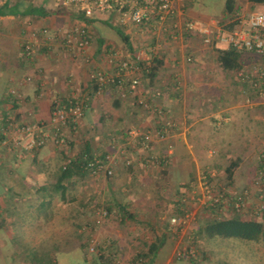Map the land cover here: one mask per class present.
I'll list each match as a JSON object with an SVG mask.
<instances>
[{
    "label": "crops",
    "instance_id": "0c3cea01",
    "mask_svg": "<svg viewBox=\"0 0 264 264\" xmlns=\"http://www.w3.org/2000/svg\"><path fill=\"white\" fill-rule=\"evenodd\" d=\"M7 1L15 2L0 0V6ZM27 5L22 3L21 11ZM35 5L43 8V16H0V120L10 113L20 122L48 121L54 95L68 90L63 78L60 81L62 74L73 73L75 81L91 94V100L67 155L77 154L84 140L101 155L113 154L116 163L110 178L94 176L86 169L82 175L61 182L65 157L53 143L33 151L12 144L0 147V264H45L49 259L52 264H101L97 257H89L87 249L90 213L96 207L111 210L103 224L105 235L111 238L102 239V244L109 243L108 253L114 250L123 264H140L142 260L135 258L147 245L139 240L154 234L167 237L157 257L145 261L149 264H227L199 261L194 258L198 251L193 258L188 257L185 253L189 248L183 240L191 232H198L200 219H209L206 213L210 212L200 207L203 176L225 187V169L232 165L230 190L238 193L253 183L264 155V97L238 81L234 69L221 66L218 57L223 46L218 40L207 46L200 36L190 33L170 39L165 32L151 36L146 29L140 34L133 27L122 29L107 18L95 19L90 48L93 68L111 71L103 61V51L110 44L127 46L124 36L135 49L155 45L157 59L162 60L141 92L162 89L163 96L157 103L172 115L177 127L168 139L155 138L149 152L143 151L135 147L137 142L129 130L148 127L153 116L136 106V99L122 101L110 87L101 97L95 96L88 69L66 59L58 48L45 50L41 39L33 61L22 58V44L31 27L47 26L53 33L65 30L77 18L71 8L60 9L57 0H37ZM195 6L188 8L190 17L202 22L214 18ZM54 45L57 47V43ZM188 56L191 62L186 61ZM244 58L252 57L243 53L240 66ZM39 68L44 70L48 87L42 99H38L42 81ZM29 75L33 79L26 81ZM14 87L27 98L25 105L13 103L10 90ZM116 103L123 117L113 122L101 120L104 107ZM107 124L119 130L114 133L116 148L102 128ZM121 147H125L124 153L118 151ZM150 155L162 159L161 163L149 166L144 156ZM63 184L65 193L60 188ZM229 207L219 213L212 211L227 217L232 214ZM191 208L196 212L191 221L180 223ZM174 217L178 222L172 223ZM193 221L199 224L190 229Z\"/></svg>",
    "mask_w": 264,
    "mask_h": 264
},
{
    "label": "built area",
    "instance_id": "2783aa9c",
    "mask_svg": "<svg viewBox=\"0 0 264 264\" xmlns=\"http://www.w3.org/2000/svg\"><path fill=\"white\" fill-rule=\"evenodd\" d=\"M57 3L59 7L71 8L75 11L76 20L65 30L57 29L53 33L50 32L49 27L43 28L42 31L31 27L24 46L27 61H33L35 47L39 39H43L44 45L49 46L50 50L54 51L58 48L72 59L80 57L86 61L88 82L94 89L95 96L101 97L108 86H112L117 92L118 99L122 101L136 99V106L153 116L152 123L148 127H132L129 130V135L137 142L135 147L143 151L149 152L155 138L160 141L168 139L177 127L172 115L157 103V100L163 96L162 89H150L147 94L141 92V88L145 84L147 87L149 83L153 60L157 57V47L154 45L134 48L135 51L132 52L127 46L115 47L110 44V48L106 46L107 50L103 51V61L110 66L111 71L107 70L108 68H93L90 62L92 31L91 26L85 21L87 19L92 20L100 15L108 16L112 22L124 29L133 27L140 34L147 29L151 36H160L161 32H165L170 39H176L179 34L190 33L200 36L207 46L218 40L224 49L244 52L256 59L252 63H243L234 69V74L238 81L254 89L259 97H264V11H249L247 5L245 8L237 4L233 12L226 13L221 18L202 22L188 15L187 0H57ZM233 23L235 26L232 30L225 28ZM56 43L57 47L54 45ZM186 61L191 62L192 57L188 56ZM38 71L42 80L39 83L38 99H42L47 94L48 87L44 80V70ZM32 79V75L26 77V81ZM64 82L68 90L54 95L48 121L20 122L10 113L3 121L0 120V147L12 144V147L33 151L51 142L60 150L69 149L71 141L82 125L91 94L85 92L75 81L73 73H69ZM10 95L13 103L18 106L27 103L25 96L17 87L11 89ZM110 143L113 148L118 145V139L114 134L110 137ZM118 151L124 153L126 150L125 147H121ZM144 159H149V166L160 164L162 160L151 155L149 158L144 156ZM70 160L68 159L67 163ZM115 163L114 155L108 153L105 160L96 157L89 162L87 169H91V174L94 176H112ZM130 163L128 161V164ZM258 172L259 178L255 186L261 191L264 190V155ZM244 195L248 196L249 192L245 190ZM202 197L200 207H212L215 211L227 210L228 206L230 209L232 203L237 210L246 205L239 195L230 200L207 176H203L202 179ZM194 209L191 208L184 218L182 217L180 223L190 220L196 213ZM256 209L263 216L264 202L257 204ZM90 216L92 221L89 225L92 224L96 230L102 227L108 217V211L103 207H96ZM171 221L176 223L178 219L174 217ZM91 236L87 247L89 257L98 258L100 255H106L108 260H101V264H121V260L114 253H108L105 249L101 251V246L104 244L96 236ZM105 247L108 245L103 248ZM188 252L194 253V251Z\"/></svg>",
    "mask_w": 264,
    "mask_h": 264
},
{
    "label": "trees",
    "instance_id": "16d2710c",
    "mask_svg": "<svg viewBox=\"0 0 264 264\" xmlns=\"http://www.w3.org/2000/svg\"><path fill=\"white\" fill-rule=\"evenodd\" d=\"M36 1L37 0H15L14 3H10L9 1H7L3 5L0 6V16L10 15V14H13L16 16H22V17L32 16V15L43 16L45 14V12L41 6L38 7L35 5ZM248 2L250 3L251 7L254 8L255 6L263 5L264 0H248ZM22 3L28 4L27 7L25 8V10H23V11H21ZM236 5H237L236 0H223V8L220 11L214 12L215 9H211L210 11H207V12L203 11V12L206 13V15H209L210 17L215 18V15L218 12L222 13L223 15H225L226 13L233 12ZM195 7L199 8L197 4ZM59 8L62 9V7H59ZM95 19H99V18H94L92 20L87 19L85 21L91 26L96 22ZM234 26H235L234 23L230 24L229 26H227V29L232 30ZM43 28H47V26L42 27L41 29H39V31H42ZM39 37H41V34H39ZM25 41H26V39L24 40V42L22 44V55L21 56L26 61L27 59H26V55L24 53L25 52L24 51ZM42 41H44V40L42 39ZM124 44L127 45V47L132 52L135 51V49H134L133 45L131 44V41H130L128 36H124ZM43 46L45 47V50L50 51L49 46H47L46 44ZM35 49H36V47H35ZM243 53L244 52H240V51H237L234 49L220 48L219 49V57H218L219 62L221 64V66H223L226 69H231V70L236 69L237 67L240 66L241 56ZM34 54H35V50H34ZM153 63H154V65L151 69V73H150L148 79L152 78L154 76L155 72L160 68V66L162 65V60L157 59V57H155L153 60ZM39 69H42V68H39ZM67 75L68 74H66V76H64L63 80H65V77H67ZM32 78H33V76H32ZM109 87L110 86H108V88ZM110 88L114 89L112 86ZM26 101H27V98H26ZM115 102L120 103L119 100H116ZM119 103H116V105H110L108 108L105 106L104 110L102 112V116L100 117L101 120L104 119V121L108 120L110 122H113L117 118H122L123 116L119 115V113H120L119 110L121 109ZM121 114H122V112H121ZM102 128L106 129V131L108 132L107 136L109 138L114 133H117V131H119L117 129V127H111L110 124H107L106 126H104ZM102 128L100 129V131H102ZM82 145H83L82 149H80L78 151V153L75 155H67V151L69 149L68 150H65V149L60 150L59 149L64 154V157H65V159L63 161V165H62V170H61V178H62L61 182L63 180L72 178L76 174L82 175L83 172H85V170L87 169V164L89 162L93 161L96 157L105 160V157L107 154L101 155V152H97V150L95 151V149H98V148L93 149V147L91 146V142H88V144H87L83 140ZM68 159H71V160H70V162L67 163ZM64 165H65V167H64ZM232 169H233L232 165L225 169V172L227 174V176H226L227 177V183L225 184V187L220 186V190L227 197H230L232 195L233 196L232 200H233V198H236L237 195L241 196L242 200L246 203V205H243L239 210H237L234 206V203H232V205H233V206H231L232 214H230L227 217L216 216L213 213V211H215V209H213L212 207L204 208L210 212V213H206V214H208L209 219H206L205 221L203 220L199 224L198 232L195 233L194 244L197 243V245H198L200 239L202 241H204L205 238L220 237V238H236V239H240V240H244V241L245 240L246 241H252V243H261L264 245V214H263V216H261L260 212L256 209L257 204L264 202V190L260 191L255 186L256 185L255 182L259 178V175H258L259 169L255 175V178L253 179L254 180L253 183L251 185L243 188L238 193L233 192L232 189L230 190V188H228V187H230L231 180H232V175H233ZM87 170L90 173L92 172L91 169H87ZM113 175H114V173H113ZM112 176H107V177L110 178ZM60 188H62L61 189L62 192L64 190L63 193H65V190H66L65 185L63 184L62 187H60ZM47 190H49V189H47ZM229 190H230V192H229ZM245 190L249 192L248 196L244 195ZM107 211H108V214L111 212L110 209L109 210L107 209ZM219 212L220 211H217V213H219ZM166 237H167V235L165 236V235L154 234L149 239V241H148L149 243L147 242V244H145V245H147L146 250L141 251L139 253V255L135 258V260L136 261L142 260V262L144 263L146 260L152 261L153 259H155L158 255L160 248L163 246V244L166 240ZM89 240H90V238L88 239V242H89ZM105 243L107 244L108 242L105 241ZM107 245H109V243ZM104 246H105V244L101 246V249H100L101 251H102V249L107 250L108 247L103 248ZM195 251L192 254L195 255V253L197 252V251L196 252ZM185 254L188 255V252ZM189 254H191V253H189ZM192 254L188 255V257L193 258ZM91 257H94V256H91ZM98 260L99 261H101V260L107 261L108 258L106 255H100L98 257ZM148 261L145 262L144 264H149ZM142 262L140 264H143ZM44 263L45 264H52L50 259L45 261Z\"/></svg>",
    "mask_w": 264,
    "mask_h": 264
},
{
    "label": "rangeland",
    "instance_id": "374dc122",
    "mask_svg": "<svg viewBox=\"0 0 264 264\" xmlns=\"http://www.w3.org/2000/svg\"><path fill=\"white\" fill-rule=\"evenodd\" d=\"M187 1H188V8L197 4L198 7L204 12L210 11L211 9H215L214 12H217L223 8V0H187ZM236 3L242 7H245V8L247 5L249 11H251V10L264 11L263 5L255 6L254 8H252L250 3L248 2V0H236ZM74 13L76 14L75 11H74ZM76 16H77V14H76ZM221 17H223V14L219 13V12L215 15V18H221ZM98 18L99 19L107 18L109 21H111V18H109L108 16L100 15ZM225 28H227V27L225 26ZM122 29H123V27H122ZM112 46H115V45L112 44ZM115 47H118V46H115ZM63 55H65V54L63 53ZM65 56H66V59H68V60L72 59L69 55L68 56L65 55ZM250 57H252V58H249V59L244 58L243 63L248 64V63H252V61L256 60V59H254V57L252 55H250ZM72 61H76L79 65H81L82 67L87 69L86 68V66H87L86 61L83 58H80V57L74 58ZM90 62H92V56H90ZM66 74L67 73L62 74L60 81L62 78L64 79V76H66ZM64 81L65 80H63V82ZM98 105H100V104L98 103ZM109 106H107V108ZM102 112H103V110H102ZM119 112H120L119 115L123 116V114H121V109L119 110ZM202 221H203V219H200L199 222L201 223ZM199 222H195V221H193L192 223L190 222L189 228L192 229L193 225L194 226L196 225V227H197ZM89 227H91V233L89 232V234H91L93 236H97V238L99 240L102 241V239L107 240V239L111 238V237L105 235V232L103 231L104 225H102V227H100V228H97L96 230L94 229V226L92 224ZM193 229H195V228H193ZM101 234H102V236L100 238L99 236ZM91 237L92 236H90V238ZM194 240H195V235L192 234V232H191L188 236L184 237L183 242L192 251H195L197 249L196 251H198V252L194 258L199 260V261L204 260V259H209V260H213V261L226 262L227 264H247L248 262L251 264H264V245L261 243H252V241H246V240L244 241V240H240V239H236V238L214 237V238H205L204 241H202L200 239V241L197 245V243L194 244ZM139 241H140L141 245H145L144 243L149 241V237H142V238H140ZM112 251L114 253V250H112ZM205 254H206V258L204 257ZM188 255H191V254H189V252H188ZM121 264H123V263L121 262Z\"/></svg>",
    "mask_w": 264,
    "mask_h": 264
}]
</instances>
